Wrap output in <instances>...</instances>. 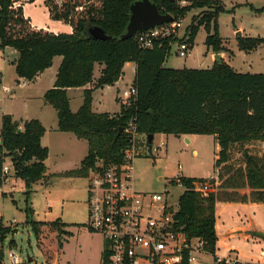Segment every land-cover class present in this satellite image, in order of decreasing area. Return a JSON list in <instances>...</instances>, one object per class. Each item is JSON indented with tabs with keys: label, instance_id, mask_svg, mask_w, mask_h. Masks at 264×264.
I'll return each mask as SVG.
<instances>
[{
	"label": "trees",
	"instance_id": "obj_1",
	"mask_svg": "<svg viewBox=\"0 0 264 264\" xmlns=\"http://www.w3.org/2000/svg\"><path fill=\"white\" fill-rule=\"evenodd\" d=\"M135 1L45 0L50 19L71 26V32L65 33L35 25L25 14L23 0H0V48L10 46L18 52L15 70L27 81L51 67L56 56H62L54 85L44 95L45 102L57 111L58 129L87 140L89 146L81 166L66 172L67 176L87 177L97 158L122 163L133 141L120 128L134 115L137 131L146 137L156 133L213 135L219 146L215 159L218 188L203 195L195 190L194 182L204 178L182 176L185 191L178 200L175 219L188 237L203 238L207 251L216 255L218 202L264 203V73L239 72L223 58L216 59L210 68L166 67L172 43L178 37L157 40L152 48L142 47L137 34L121 38ZM151 1L174 20L182 19L192 8L212 6L213 11L191 23L186 40L192 48L204 26L208 48L216 54L228 51L234 55L224 47L218 32L217 18L225 10L219 0H192L188 6H180L176 0ZM94 26L102 27L112 38H93L89 29ZM262 45L261 36L238 40L239 49L246 53ZM128 62L136 63L132 82L138 92L136 101L127 105L120 100L118 113L93 111V91L115 85ZM97 63L102 65L101 75L93 82ZM84 86L83 104L73 112L67 90ZM45 132L37 119L24 121L22 127L11 114L0 112V187L8 179L3 173L8 157L13 175L25 182L27 192L47 178L45 161L49 151L41 143ZM32 227L38 236L37 222ZM8 233V226L0 222L1 242ZM58 242L62 248V239ZM4 257L0 248V264ZM216 260L217 256L214 264H227Z\"/></svg>",
	"mask_w": 264,
	"mask_h": 264
},
{
	"label": "rangeland",
	"instance_id": "obj_2",
	"mask_svg": "<svg viewBox=\"0 0 264 264\" xmlns=\"http://www.w3.org/2000/svg\"><path fill=\"white\" fill-rule=\"evenodd\" d=\"M219 1L225 10L217 18L218 32L223 39L224 47L234 52L231 56L228 51H223L226 61L239 72L264 73V45L250 53L240 50L238 46L241 36L264 37V0ZM23 2L24 11L26 10L27 17L32 22L33 18L38 22H43L44 18L51 20L48 17L49 12L45 0H23ZM191 3L192 0H187L184 6ZM213 10L212 6L195 7L186 13L182 18L183 23L178 33V40L172 43L165 62L166 67L210 68L212 66L211 59L214 52L205 44L208 32L204 26L200 27L194 45L189 48L185 57L179 55V43L187 39L192 22L199 21ZM58 25H60L59 28H64L62 25L67 27L62 22ZM14 52L15 49L10 46L5 47L4 52L0 48V75L3 80L0 83V111L15 114L18 118H26L36 114L37 108H34V105H40L46 101L44 92L49 86L47 81L53 70L47 72V78L41 81H27L21 87L17 81L18 75L12 68L11 54ZM217 54L223 58L222 52ZM101 68L102 65L97 63L93 82L101 74ZM133 77L134 71L131 66H128L118 86L129 87ZM4 86H8L10 91L4 90ZM102 93L103 96L100 99ZM94 96V110L113 111L119 107L120 99L116 100L117 86L103 91L97 89L94 91ZM83 98L82 88H72L69 91L72 108H78ZM99 102L103 104L101 107L98 106ZM194 135L192 143H189L186 137L156 133L152 142L148 143L145 135L137 134L132 170V181L136 189L146 193H161L169 203L174 204L185 191L182 183L171 181L179 172V165L182 166L180 171L191 177L206 178L214 174L218 152V144L214 136ZM55 138L52 132H49L46 138L50 139L53 144V153L48 160L50 176L34 184L30 192H27L24 181L15 179L11 172L3 187L0 188V222L9 228L5 240L0 241V248L5 253V264H10L8 253L11 249H15L23 257L22 264H102L103 238L86 226L88 219L87 180L80 178L81 180L74 183L68 178L70 176L62 174L64 168H71L69 166L73 164L68 162L64 165L62 163L60 158L62 151ZM161 141H164L166 145L158 153L151 154L148 149L149 144L158 146ZM84 143L87 145L86 142ZM194 149L197 150V154L193 153ZM80 152H83L81 147ZM7 159L10 160L9 157ZM235 217L241 218L242 215ZM217 220L220 232L224 231L225 225L232 220L231 212L227 209L220 211ZM34 222H37L38 236L32 227ZM250 233L252 237L249 240L237 238L228 241L226 247L220 241V251L216 255L205 252L201 253L198 259L203 264H214L215 256H228L232 252V256L238 255L239 261L262 263L264 258L261 257V250L264 248V234L251 230ZM59 239L63 241L62 248L59 247ZM232 246L236 248L233 249Z\"/></svg>",
	"mask_w": 264,
	"mask_h": 264
},
{
	"label": "built area",
	"instance_id": "obj_3",
	"mask_svg": "<svg viewBox=\"0 0 264 264\" xmlns=\"http://www.w3.org/2000/svg\"><path fill=\"white\" fill-rule=\"evenodd\" d=\"M176 2L184 6L187 0ZM182 23V19L173 20L137 33L140 45L152 48L157 40L178 37ZM189 48L187 40L179 43V55L185 57ZM4 90L10 91L8 87H4ZM137 93L136 87L131 84L120 90L119 99L122 103L131 105L136 101ZM123 129L131 135L133 145L125 151L122 163H106L97 158L87 176L86 226L103 238L102 253L105 254L102 264H203L198 256L208 252L206 241L201 237H188L177 225L175 215L178 212V201L172 204L161 193H146L136 189L132 181V170L135 139L139 134L137 116H132ZM165 145L161 141L158 146L149 145L148 149L154 154ZM181 168L179 165V172L172 178L180 183ZM11 170V166L4 165L5 175H9ZM219 183L218 172H215L202 181H195L194 187L207 195L215 192ZM8 256L10 264L24 262L15 249H11ZM216 261L244 264L231 254L217 256Z\"/></svg>",
	"mask_w": 264,
	"mask_h": 264
},
{
	"label": "crops",
	"instance_id": "obj_4",
	"mask_svg": "<svg viewBox=\"0 0 264 264\" xmlns=\"http://www.w3.org/2000/svg\"><path fill=\"white\" fill-rule=\"evenodd\" d=\"M25 14H26V10H25ZM26 16H28V14H26ZM48 17H49V15H48ZM43 18H44V16H43ZM44 19H43L44 20L43 22H38L37 20H35V18H33V22L37 26H41V27L49 26L55 32L69 33L72 30L71 26H69L67 24H66L67 27H65V25H62L64 28H59L60 25H58V24L60 22L51 21V20L49 21L46 18H44ZM3 52H4V49H3ZM11 55H12V63H13L12 64V68L15 70L14 61L18 57V52L15 50V52L12 53ZM222 56H223L224 60L226 61V56H225L224 52H222ZM59 57H62V56H56L54 58V60H53L52 66L47 68L44 72H42L39 76H37L34 80H32V81H38V80L41 81L43 78H47V76H48L47 72L48 71L53 70V72L51 71V74L49 75V79L47 81V85H49V86H47L48 88L45 90L44 95H45V93H46V91L48 89L53 87L54 82L56 80L57 72H58L59 66H60V64L62 62V59H63V58H59ZM215 58H216V54L214 53L212 55V59H211V63L212 64L211 65L214 64V61H215L214 59ZM56 60H58V61H56ZM128 66H131V69L134 71V77H135L136 63H134V62L126 63L125 66H124V70ZM14 72H16V70ZM99 76H98V78H99ZM1 77L2 76L0 75V83L3 82ZM134 77L132 79V82L134 80ZM120 79H122V77ZM120 79L115 83V85L105 86L103 88H98V89H101L103 91V90H106V89L113 88V87L117 86V97H116V100L118 101L120 90L124 89V87L121 88V87L118 86V83L120 82ZM17 81L19 82V84H21L20 85L21 87L25 84V82H27V80H25L23 78H19V77H18ZM132 82H131V84H132ZM4 87H8V86H4ZM76 88H82L83 89V94H84V91L86 89L85 86L84 87H76ZM71 89L72 88H68V90H67L68 97H69V91ZM95 90H97V89H95ZM94 91H93V103H92L93 111H95V112H110V113H118L120 111L121 106H120V102L119 101H118L119 107L116 110H113V111H109V110H101V111L94 110V104H95ZM102 96H103V93L101 94L100 99L102 98ZM69 101H70V99H69ZM83 101H84V98H83ZM82 104H83V102H82ZM82 104H80V106L78 108L74 109V108H72L71 102H70L71 110L73 112H77L78 109L82 106ZM101 105H103L102 102H99L98 106L101 107ZM51 106L52 105L46 103L45 101L42 104H40V105H34V108H37L36 114L34 116H28L26 118H22V117L18 118V117L15 116V114H11L15 120H18V121L21 122V126L22 127H23V122L24 121H28V120H31V119H37L46 128V132H45L44 136L41 138V143H42L43 146L47 147L48 151H49L48 158L45 161L46 167H47V172H46L47 177L50 176L49 174H51L50 173L49 164H48V160L50 159V155L53 153L52 141L50 139H46L48 134H49V132H52L53 134H55V136H56L55 139H57L56 141H58V143H59V146H60L59 148L62 151L61 152V157H60L62 159V163L64 165H66L68 162H69V164H71V163L73 164V166H69L71 168H64L62 170V174H65L66 172L71 171V170L78 169L81 166V163H82L83 159L87 156L88 149H89L87 140L78 138L72 132H63V131H60L58 129V115H57V111H56V109L53 106L52 107ZM40 108L42 110H40ZM51 108H54V109H51ZM1 114H10V113H7L6 111H3V112H1ZM178 137H186V140L189 143H192V140L195 138V135L191 134V135H183V136H178ZM153 138H154V136H153ZM84 142H86L87 145H85ZM80 147H81V149L83 148V152H80ZM218 150H219V146H218ZM193 153L197 154V150L194 149ZM6 164H8L9 166L12 167L11 162L8 159H6ZM11 172H12V175H13V170H11ZM180 173H181L182 176L187 177V178H196V177L188 176V175L182 173L181 171H180ZM14 178L15 179H20V178H16V177H14ZM68 178L70 180H72V182H74V183H77L79 180H81L80 178H85L87 180V177H72V176H70ZM206 178H208V177H206ZM197 179H199V178H197ZM24 184H25V182H24ZM216 209H217L216 210L217 219L220 216V211L222 212L223 210H226V209L229 212H231V218H232L231 222H229V224L225 225L226 228L222 227L223 230L225 229L222 232H220V228H219L220 226L218 224V220L216 222V231H217V236H218V242H217V248L218 249H217V252L220 251V246H219V242L220 241H222V243L225 244V247H226L227 246L226 243L228 241H233L234 239H237V238H242L244 240H249L252 237V235L250 233V230L252 232H255V233H258V234H264V203L218 202ZM234 215L235 216L236 215H240V216L242 215V217L238 218V217H235ZM232 248L235 249L236 246H232ZM261 251H262L261 252V257L264 258V248ZM229 254L232 255V252L229 253ZM217 256H221V255H217ZM234 256H236L238 258L237 254L234 255ZM221 257H225V256H221ZM240 262H242V261H240ZM251 262H255V261H251ZM242 263L245 264L247 262H242ZM262 263H264V261H262Z\"/></svg>",
	"mask_w": 264,
	"mask_h": 264
},
{
	"label": "water",
	"instance_id": "obj_5",
	"mask_svg": "<svg viewBox=\"0 0 264 264\" xmlns=\"http://www.w3.org/2000/svg\"><path fill=\"white\" fill-rule=\"evenodd\" d=\"M130 20L128 22L126 31L121 35V38H129L135 34L154 28L155 26L162 25L174 20L170 13L160 12L156 3L151 0H137L131 4L130 7ZM90 35L99 40L111 39V35H107L102 27L94 26L89 29ZM241 34V32H238ZM242 37V36H241ZM220 55L216 54L215 59H219ZM123 127L120 128V131ZM153 134L148 135V142L153 140ZM151 146V144H149ZM1 155V153H0ZM31 260V258H29Z\"/></svg>",
	"mask_w": 264,
	"mask_h": 264
}]
</instances>
